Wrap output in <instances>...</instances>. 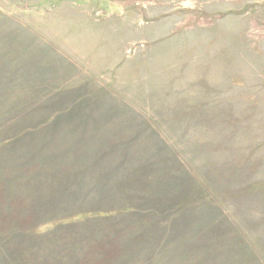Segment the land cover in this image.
Wrapping results in <instances>:
<instances>
[{
	"label": "rangeland",
	"instance_id": "1",
	"mask_svg": "<svg viewBox=\"0 0 264 264\" xmlns=\"http://www.w3.org/2000/svg\"><path fill=\"white\" fill-rule=\"evenodd\" d=\"M0 264H264V0H0Z\"/></svg>",
	"mask_w": 264,
	"mask_h": 264
},
{
	"label": "built area",
	"instance_id": "2",
	"mask_svg": "<svg viewBox=\"0 0 264 264\" xmlns=\"http://www.w3.org/2000/svg\"><path fill=\"white\" fill-rule=\"evenodd\" d=\"M25 1L38 2V1H43V0H25Z\"/></svg>",
	"mask_w": 264,
	"mask_h": 264
}]
</instances>
